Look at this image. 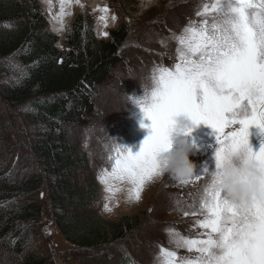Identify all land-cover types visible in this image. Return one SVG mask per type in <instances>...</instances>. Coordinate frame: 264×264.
Here are the masks:
<instances>
[{"label":"snow or ice","instance_id":"1","mask_svg":"<svg viewBox=\"0 0 264 264\" xmlns=\"http://www.w3.org/2000/svg\"><path fill=\"white\" fill-rule=\"evenodd\" d=\"M43 2L50 8L51 0ZM71 3L59 0V15L52 17L60 23L57 31L64 28V16L71 15L65 11ZM195 16L199 19H190L175 36L174 65L152 69L151 103L141 106L149 134L139 151L133 155L116 143L106 146L110 170L104 169L98 180L109 198L126 189L128 202L138 203L146 187L163 177L156 156L169 147L175 117L182 114L194 126H207L218 145L215 171L205 168L187 180H174L194 189L189 201L177 202L194 223L187 236L166 230L172 247H159L161 264H264V143L255 153L249 147V128L264 134V0H202ZM99 19L106 28L108 17ZM239 150L260 173L249 204L231 202L218 185L227 155ZM105 210L110 211L107 204Z\"/></svg>","mask_w":264,"mask_h":264},{"label":"trees","instance_id":"2","mask_svg":"<svg viewBox=\"0 0 264 264\" xmlns=\"http://www.w3.org/2000/svg\"><path fill=\"white\" fill-rule=\"evenodd\" d=\"M157 26L158 21L146 19L142 28ZM0 30V98L31 128L28 152L38 169L31 166L18 183L13 175L4 177L1 172L0 244L22 254L24 237L20 232L10 243L11 230L16 223L33 228L30 225L41 217L42 208L26 198L46 187L54 223L67 243L93 254L92 261L106 256L116 257L117 264H131L125 244L135 241L132 233L146 213L110 221L90 210L98 186L86 173V155L72 141L69 129L84 126L88 113L99 118L90 99L112 84L123 64L129 66L130 52L137 51L127 47L133 27L121 21L106 39H98L89 14L79 13L60 49L59 37L50 31L38 0H0ZM117 82L125 90L122 81ZM10 126L0 117V144ZM19 264L51 263L47 256L27 250Z\"/></svg>","mask_w":264,"mask_h":264},{"label":"rangeland","instance_id":"3","mask_svg":"<svg viewBox=\"0 0 264 264\" xmlns=\"http://www.w3.org/2000/svg\"><path fill=\"white\" fill-rule=\"evenodd\" d=\"M38 1L49 23L50 31L59 37L60 49H63V39L69 32L71 22L79 13L89 14L93 21V32L98 39H106L107 37L102 36L101 32L108 33L121 21H127L133 27V36L131 35L127 47L137 51L130 52L129 66L123 64L122 73L119 75L116 72L113 77L115 82L106 85L99 97L90 99L95 105L94 115H98V119L102 118V122L97 123V117L93 119L94 117L88 113L84 126H71L69 131L72 141L86 155L88 162L86 173L98 186V197L94 201L93 209L90 210L110 221L145 212L146 215L140 216L142 223L132 233L131 237L135 241L126 243L124 249L132 260L131 264H161L159 247H172L166 230L174 228L187 236L193 229L194 218L184 217L183 210L177 207V202L189 201V193L194 189L191 186L181 187L165 175L146 187L140 202L130 203L126 189L109 198L98 176L103 175L104 169L110 170L106 146H111L115 142L109 139H115L118 146L129 149L133 155L139 151L141 143L149 134L150 122L143 118L139 108L125 100L127 97L144 95L140 85L148 83L155 66L174 65L177 47L175 36L181 33L190 19H199L195 16V12L199 10L202 0H79V3L72 0L65 9L71 15L64 16L62 31H57L60 23L52 18L59 15V0H51L50 8L43 0ZM105 6L109 9L108 13L98 11ZM101 15L108 17L106 28L104 21L99 19ZM113 15L116 17L115 21L111 19ZM146 19L158 21L157 27L160 28L143 29ZM117 81H122L125 90L117 86L119 84ZM0 117L6 118L11 125L0 144V174L4 173V177L13 175L14 182L18 183L31 166L38 171L34 161L30 160L28 152V142H30L28 135L31 128L21 121L22 117L18 110L8 107L1 98ZM141 121L144 127H141ZM188 139L193 144L189 160L195 166L194 174H200L205 168L209 173L214 172V154L218 145L212 129L203 124L195 126ZM262 143H264V134L257 128H249V147L254 153L260 150ZM26 201L40 206L42 215L31 223L30 227H33L31 230L27 228V223L14 225L11 230L13 237L9 242L12 243L21 232L24 242L22 241L23 245L19 251L23 250L22 254L18 251L11 252L9 248L0 244V264H19L23 252L27 250L47 256L51 264H117L116 257L105 259V256L104 259L92 261L95 257L93 254L81 252L63 239L52 217V207L46 187L32 192ZM105 204L110 211L105 210ZM179 251L181 255L187 254L185 250Z\"/></svg>","mask_w":264,"mask_h":264},{"label":"clouds","instance_id":"4","mask_svg":"<svg viewBox=\"0 0 264 264\" xmlns=\"http://www.w3.org/2000/svg\"><path fill=\"white\" fill-rule=\"evenodd\" d=\"M144 95L142 97H127L125 102H130L140 109L147 108L151 103L153 84H141ZM142 122V121H141ZM192 122L184 115H177L170 132L169 147L157 154L156 160L160 172L173 180H187L194 174V164L189 160V153L193 144L189 142V135L194 129ZM108 137V135H107ZM109 139V137H108ZM115 141V139H109ZM218 185L225 197L233 203L249 204L256 194L257 181L260 173L243 150L227 155L219 169Z\"/></svg>","mask_w":264,"mask_h":264}]
</instances>
